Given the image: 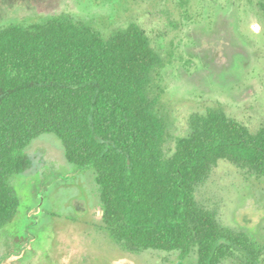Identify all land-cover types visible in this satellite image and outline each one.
I'll return each instance as SVG.
<instances>
[{"label":"trees","instance_id":"16d2710c","mask_svg":"<svg viewBox=\"0 0 264 264\" xmlns=\"http://www.w3.org/2000/svg\"><path fill=\"white\" fill-rule=\"evenodd\" d=\"M162 67L136 25L105 38L61 13L0 30V231L17 214L12 180L32 168L27 150L53 134L69 164L94 173L116 243L177 252L181 261L196 253L199 264L236 252L262 264L256 244L224 228L196 193L221 161L264 178V125L254 134L223 111L195 114L169 155V124L153 88Z\"/></svg>","mask_w":264,"mask_h":264},{"label":"rangeland","instance_id":"374dc122","mask_svg":"<svg viewBox=\"0 0 264 264\" xmlns=\"http://www.w3.org/2000/svg\"><path fill=\"white\" fill-rule=\"evenodd\" d=\"M260 0H0V30L66 13L109 38L138 26L161 55L153 86L169 124L167 152L190 119L223 111L256 134L264 125V10ZM32 168L12 180L19 200L0 231V264H199L196 253L133 252L104 228L93 172L69 164L53 134L27 150ZM219 223L244 233L264 261V178L221 161L196 193ZM36 224V225H35ZM220 264H250L239 252Z\"/></svg>","mask_w":264,"mask_h":264},{"label":"flooded vegetation","instance_id":"af4514ba","mask_svg":"<svg viewBox=\"0 0 264 264\" xmlns=\"http://www.w3.org/2000/svg\"><path fill=\"white\" fill-rule=\"evenodd\" d=\"M36 225V224H35Z\"/></svg>","mask_w":264,"mask_h":264}]
</instances>
